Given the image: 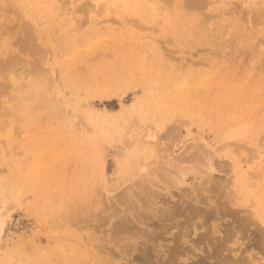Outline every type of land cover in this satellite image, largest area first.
I'll list each match as a JSON object with an SVG mask.
<instances>
[{
	"label": "rangeland",
	"instance_id": "1",
	"mask_svg": "<svg viewBox=\"0 0 264 264\" xmlns=\"http://www.w3.org/2000/svg\"><path fill=\"white\" fill-rule=\"evenodd\" d=\"M0 264H264V0H0Z\"/></svg>",
	"mask_w": 264,
	"mask_h": 264
},
{
	"label": "trees",
	"instance_id": "2",
	"mask_svg": "<svg viewBox=\"0 0 264 264\" xmlns=\"http://www.w3.org/2000/svg\"><path fill=\"white\" fill-rule=\"evenodd\" d=\"M116 104V102L115 101H112V102H110V103H107V106H112V105H115ZM115 107V106H114Z\"/></svg>",
	"mask_w": 264,
	"mask_h": 264
},
{
	"label": "bare ground",
	"instance_id": "3",
	"mask_svg": "<svg viewBox=\"0 0 264 264\" xmlns=\"http://www.w3.org/2000/svg\"><path fill=\"white\" fill-rule=\"evenodd\" d=\"M130 63V62H129ZM170 177V176H169ZM170 181V180H169Z\"/></svg>",
	"mask_w": 264,
	"mask_h": 264
}]
</instances>
